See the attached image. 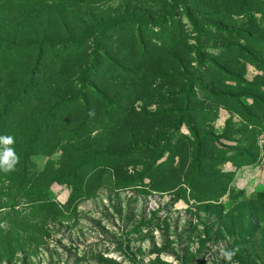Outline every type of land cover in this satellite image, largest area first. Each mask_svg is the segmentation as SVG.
I'll list each match as a JSON object with an SVG mask.
<instances>
[{"label":"rangeland","instance_id":"obj_1","mask_svg":"<svg viewBox=\"0 0 264 264\" xmlns=\"http://www.w3.org/2000/svg\"><path fill=\"white\" fill-rule=\"evenodd\" d=\"M5 135L0 264H264V0H0Z\"/></svg>","mask_w":264,"mask_h":264},{"label":"clouds","instance_id":"obj_2","mask_svg":"<svg viewBox=\"0 0 264 264\" xmlns=\"http://www.w3.org/2000/svg\"><path fill=\"white\" fill-rule=\"evenodd\" d=\"M14 138L10 135L0 136V171L5 173L11 172L15 169L16 164L19 162L12 145ZM238 249L221 250V255L228 261H231L236 255Z\"/></svg>","mask_w":264,"mask_h":264},{"label":"crops","instance_id":"obj_3","mask_svg":"<svg viewBox=\"0 0 264 264\" xmlns=\"http://www.w3.org/2000/svg\"><path fill=\"white\" fill-rule=\"evenodd\" d=\"M219 121H223V118H222V116H221V117H219Z\"/></svg>","mask_w":264,"mask_h":264},{"label":"built area","instance_id":"obj_4","mask_svg":"<svg viewBox=\"0 0 264 264\" xmlns=\"http://www.w3.org/2000/svg\"><path fill=\"white\" fill-rule=\"evenodd\" d=\"M263 142H264V139H263Z\"/></svg>","mask_w":264,"mask_h":264}]
</instances>
